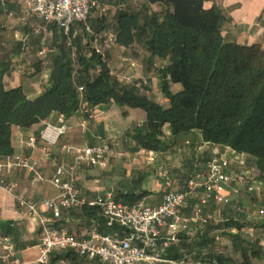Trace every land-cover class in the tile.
Returning <instances> with one entry per match:
<instances>
[{"label":"crops","instance_id":"obj_1","mask_svg":"<svg viewBox=\"0 0 264 264\" xmlns=\"http://www.w3.org/2000/svg\"><path fill=\"white\" fill-rule=\"evenodd\" d=\"M143 5L151 6L149 0H104L106 12L94 11L86 29L90 32L93 22L99 21L100 26L104 25L105 29L98 34L94 45L108 56L113 75L120 80L130 77L132 81L128 84L137 83L142 90L145 88L144 93L151 100L167 106L169 99L162 90L160 74L155 69L161 65L160 61L156 60L155 66H150L147 53L139 46L128 49L109 41L111 35L115 36L113 30L118 23V14L121 11L137 12ZM205 5L222 11L226 18L223 32L227 41L242 46L258 45L264 49V0H206ZM54 27L60 29L34 17H26L22 0H0V58L13 64L5 77L8 89L22 88L30 100L43 94L50 76L49 43L54 37ZM129 60L136 66L132 67ZM171 90L177 92L180 86L173 85ZM145 122L146 114L141 109L121 106L113 100L101 105L84 101L70 118L56 113L49 120L30 128H14V156L38 160L46 180L33 184L32 176L25 170L0 174V179L6 180V186L17 185L12 193L0 186V264H15L16 261L37 264L43 224L78 237L88 236L93 230L104 235L115 234L104 233L115 226L109 220L103 226L96 219L101 215L100 210L94 208L99 207L97 201L113 196L131 205L145 202L158 206L168 190L167 182H171L173 190L181 191L188 177L206 174L207 163L213 157L230 156L228 149L221 151L206 144L199 131L175 137L170 128L165 131L160 152L145 150L132 140L135 128ZM47 124L64 125L67 134L46 157L39 135ZM31 138H37L36 148L29 146ZM64 145L105 148L109 168L101 170L81 166L73 169L75 156L64 154ZM203 158L207 162L201 163ZM192 159L193 168L188 170L185 163ZM59 167L74 170L84 207L52 211L43 205L44 201L59 193L52 183ZM233 168L237 175L242 174V169ZM229 187L231 189L226 190L225 195L235 197L236 202L230 205L212 204L206 209L217 212L221 218L219 222L195 224L191 233L183 235L162 256L167 262L155 264H170L168 262L182 258L192 264H264V215H260V211H264V189L261 187L260 196L256 198L244 185ZM22 201L37 204L39 215L31 214L27 207L22 206ZM194 203V200H189L188 208L182 210L184 216H191ZM168 235L165 229L164 239ZM53 254L47 264H92L86 259H74L68 255L53 263ZM10 255L8 262H4V258Z\"/></svg>","mask_w":264,"mask_h":264},{"label":"trees","instance_id":"obj_2","mask_svg":"<svg viewBox=\"0 0 264 264\" xmlns=\"http://www.w3.org/2000/svg\"><path fill=\"white\" fill-rule=\"evenodd\" d=\"M205 1L149 0L150 7L117 16L113 33L119 46H139L150 66L156 60L162 63L155 69L167 106L151 100L137 83L126 84L113 75L108 56L97 53L94 45L105 29L99 21L92 23L90 32L80 24L70 35L54 27L50 76L36 99H28L22 88H7L5 77L13 64L0 58V162L15 154L14 128H30L56 113L70 118L84 101L101 105L113 100L145 112L146 122L132 133L139 147L160 152L167 128L175 137L199 131L213 148L248 156L256 179L264 182V49L227 41L225 16L216 7H206ZM173 85L180 90L172 92ZM193 163L189 160L185 167L190 170ZM94 208L105 226L102 209ZM121 230L115 225L104 233ZM65 255L79 257L71 251L55 252L52 262Z\"/></svg>","mask_w":264,"mask_h":264},{"label":"built area","instance_id":"obj_3","mask_svg":"<svg viewBox=\"0 0 264 264\" xmlns=\"http://www.w3.org/2000/svg\"><path fill=\"white\" fill-rule=\"evenodd\" d=\"M24 2V14L26 17H34L47 25L59 27L66 35H70L73 27L87 25L94 11L106 12L103 7L104 0H22ZM111 44L116 42L114 35L109 38ZM97 53L103 50L96 47ZM132 67L135 62L129 60ZM122 82L128 84L130 77H123ZM81 92L83 88L79 89ZM67 134L64 125L47 124L40 132L39 139L43 144L45 156L49 155L52 148L59 145L61 138ZM37 138H31L29 146L36 148ZM229 155H217L206 166L205 175L188 177L182 185L181 191L172 189L171 182H167L168 190L163 196V201L158 206H152L145 202L127 204L113 196L99 200L96 205L102 209L103 215L111 223L120 227L121 232L115 234H101L93 230L88 236H75L67 231L59 230L48 224L41 226V242L39 259L37 264H47L51 254L56 251H71L81 259H86L92 264H144L163 263V255L181 237L189 234L195 224L202 222H219L221 219L217 212L206 211L208 206L230 205L236 202V198L225 195L226 190L220 187L221 183L227 186L235 184L244 185L249 193L256 198L260 196L261 187L251 183H244L233 171V167L245 169L248 156L237 154L228 149ZM64 154L75 156L73 169L81 166L97 167L107 170L110 162L108 151L102 147H78L64 145ZM66 170L59 167L52 178V183L58 189L56 197L46 200L43 205L52 211L61 209L71 210L85 206L74 179V170ZM25 170L32 176V183H43L46 178L40 171V162L32 157L13 156L0 162V174ZM0 186L13 192L17 185L6 186V180L0 179ZM189 200H194L192 214L186 217L182 210L188 208ZM33 215H39L38 205L21 202ZM264 215V211H260ZM168 230V237L164 239L163 232ZM203 232V231H202ZM158 250V251H156ZM12 250L10 249V252ZM156 251V253H154ZM4 258V262H8ZM170 264H192L186 258L168 262ZM15 264H21L16 261Z\"/></svg>","mask_w":264,"mask_h":264},{"label":"rangeland","instance_id":"obj_4","mask_svg":"<svg viewBox=\"0 0 264 264\" xmlns=\"http://www.w3.org/2000/svg\"><path fill=\"white\" fill-rule=\"evenodd\" d=\"M180 156L177 158V161L180 160L179 159ZM241 172L242 174H240L239 177L242 179L244 183H251L254 186L262 187V189H264V182H260L256 179L257 177L256 168L254 167V164L251 162V160L249 159L247 160L246 168L241 170Z\"/></svg>","mask_w":264,"mask_h":264},{"label":"water","instance_id":"obj_5","mask_svg":"<svg viewBox=\"0 0 264 264\" xmlns=\"http://www.w3.org/2000/svg\"><path fill=\"white\" fill-rule=\"evenodd\" d=\"M220 187L224 188L225 190H230V189H231L229 186H227V185L224 184V183H221V184H220Z\"/></svg>","mask_w":264,"mask_h":264}]
</instances>
